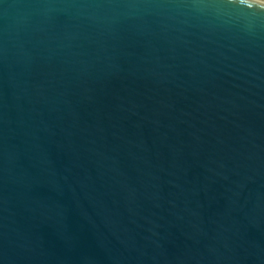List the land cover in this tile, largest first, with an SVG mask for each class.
Segmentation results:
<instances>
[{"label":"water","instance_id":"obj_1","mask_svg":"<svg viewBox=\"0 0 264 264\" xmlns=\"http://www.w3.org/2000/svg\"><path fill=\"white\" fill-rule=\"evenodd\" d=\"M0 264H264V3L0 0Z\"/></svg>","mask_w":264,"mask_h":264},{"label":"rangeland","instance_id":"obj_2","mask_svg":"<svg viewBox=\"0 0 264 264\" xmlns=\"http://www.w3.org/2000/svg\"><path fill=\"white\" fill-rule=\"evenodd\" d=\"M258 1H261V2H263V3H264V0H258Z\"/></svg>","mask_w":264,"mask_h":264},{"label":"flooded vegetation","instance_id":"obj_3","mask_svg":"<svg viewBox=\"0 0 264 264\" xmlns=\"http://www.w3.org/2000/svg\"><path fill=\"white\" fill-rule=\"evenodd\" d=\"M256 1H258V0H256ZM259 2H261V1H259Z\"/></svg>","mask_w":264,"mask_h":264}]
</instances>
